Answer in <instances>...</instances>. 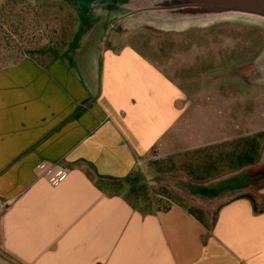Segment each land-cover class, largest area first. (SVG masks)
Returning <instances> with one entry per match:
<instances>
[{"label": "crops", "instance_id": "0c3cea01", "mask_svg": "<svg viewBox=\"0 0 264 264\" xmlns=\"http://www.w3.org/2000/svg\"><path fill=\"white\" fill-rule=\"evenodd\" d=\"M116 25L0 66V264H264V211L246 196L208 227L182 204L144 214L123 194L184 142L191 102ZM44 164L66 170L58 186L37 177Z\"/></svg>", "mask_w": 264, "mask_h": 264}, {"label": "rangeland", "instance_id": "374dc122", "mask_svg": "<svg viewBox=\"0 0 264 264\" xmlns=\"http://www.w3.org/2000/svg\"><path fill=\"white\" fill-rule=\"evenodd\" d=\"M82 26L81 15L66 0H0V66L26 55L67 53L78 31L90 33ZM114 27L191 102L184 142L174 137L172 155L159 159L153 174L124 182L125 197L142 207L147 197L161 200L154 210L182 204L208 227L219 207L235 198L252 196L263 208L251 194L222 200L194 189L218 188L221 193L239 188L264 167V81L250 79L264 51V27L242 21L166 32ZM247 151L256 154L254 164L246 163ZM133 185L140 189L138 195L130 190Z\"/></svg>", "mask_w": 264, "mask_h": 264}, {"label": "water", "instance_id": "95a60500", "mask_svg": "<svg viewBox=\"0 0 264 264\" xmlns=\"http://www.w3.org/2000/svg\"><path fill=\"white\" fill-rule=\"evenodd\" d=\"M83 19V26L110 20L121 29L148 27L158 31H184L222 21H242L264 27V0H66ZM264 81V51L250 77ZM251 194L264 200V167L242 187L221 192L222 200Z\"/></svg>", "mask_w": 264, "mask_h": 264}, {"label": "trees", "instance_id": "16d2710c", "mask_svg": "<svg viewBox=\"0 0 264 264\" xmlns=\"http://www.w3.org/2000/svg\"><path fill=\"white\" fill-rule=\"evenodd\" d=\"M60 52H54V53H52V54H45V55H43V56H40V57H35V56H32V57H35V58H37V59H49V58H52V57H54V56H56V55H58ZM24 56H22V57H20L17 61H19L20 59H22ZM17 61H15V62H12V63H10V64H14V63H16ZM10 64H8V65H10ZM2 66H6V65H2ZM256 151V150H255ZM255 155V157H256V154H254V152H251V151H247V152H245L244 153V155L243 156H245L244 158H245V160H246V163L247 164H249V165H251V164H254L255 163V160H256V158L255 157H253V155ZM263 169V166L262 167H260L258 170H256L255 171V175H257V174H259L260 172H261V170ZM254 174H253V176L252 177H250V178H248V180H247V182L245 183V184H247L249 181H251L253 178H254ZM244 184V185H245ZM244 185H242V186H244ZM242 186H240V187H242ZM220 189H211V190H209V191H207V188H205V187H203V186H201V187H197V188H195L194 189V191H196L199 195H202V196H208V197H212V198H215V197H217L218 195H219V193H220V191H219ZM135 195H138L139 193H140V189H138V188H132V190H131ZM246 197H248V198H250L253 202H255L256 200L252 197V196H247L246 195ZM145 200V203H147V206L146 207H142L141 205H139V204H137V203H134V202H132L133 204H131V205H133V208L134 209H137V210H139L140 212H142V213H144V214H151V213H156V212H161V211H168L170 208H171V206H172V204H163L164 206L162 207V208H159V209H157V210H154V209H152V207L153 206H155L156 204H159L160 202H162L161 200H156L155 202H154V200L153 199H151L150 198V201H149V198L147 197V198H145L144 199ZM264 200H261L260 202H263ZM263 204H264V202H263ZM256 205H257V203H256ZM262 211H264V207L262 208V207H259L258 205L255 207V212L256 213H261Z\"/></svg>", "mask_w": 264, "mask_h": 264}, {"label": "built area", "instance_id": "2783aa9c", "mask_svg": "<svg viewBox=\"0 0 264 264\" xmlns=\"http://www.w3.org/2000/svg\"><path fill=\"white\" fill-rule=\"evenodd\" d=\"M37 177L42 178L50 182L51 184L58 186L66 176V170L58 165L44 164L38 167ZM3 211V205L0 204V213Z\"/></svg>", "mask_w": 264, "mask_h": 264}]
</instances>
